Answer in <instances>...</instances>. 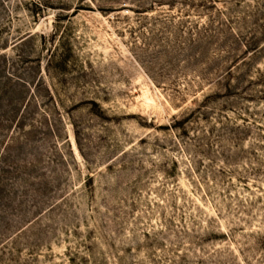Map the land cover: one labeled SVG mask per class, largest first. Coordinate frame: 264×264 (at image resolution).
<instances>
[{"label":"rangeland","instance_id":"374dc122","mask_svg":"<svg viewBox=\"0 0 264 264\" xmlns=\"http://www.w3.org/2000/svg\"><path fill=\"white\" fill-rule=\"evenodd\" d=\"M0 264H264V0H0Z\"/></svg>","mask_w":264,"mask_h":264}]
</instances>
